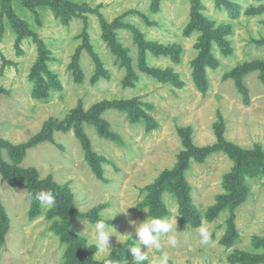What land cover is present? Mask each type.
Here are the masks:
<instances>
[{"label": "rangeland", "instance_id": "374dc122", "mask_svg": "<svg viewBox=\"0 0 264 264\" xmlns=\"http://www.w3.org/2000/svg\"><path fill=\"white\" fill-rule=\"evenodd\" d=\"M56 1L0 0V140L27 144L48 133L49 121H67L77 109L88 113L127 103L141 115L133 122L116 107L103 110L116 141L81 124L96 165L74 128L54 130L23 157L4 149L12 170L33 176L9 183L0 171L8 221L0 264H86V257L96 264H133L128 248L134 242L119 234L138 239L133 222L152 217L142 206L149 198L143 189L176 170L180 155L189 152L187 140L200 150L224 139L264 152L260 71L247 74L243 91L226 77L264 62V0H62L71 18L54 10ZM186 182L197 227L183 222L178 194L161 198L165 217L173 220V230L160 238L169 264H264V164L248 162L241 171L226 153L216 152L204 163L192 160ZM34 189L52 191L56 203L41 207ZM60 196L65 205L69 197L76 217L59 208ZM95 209V221L104 212L124 242L111 237L110 252L88 243ZM68 225L84 240L78 250L61 234ZM160 255L149 251V259Z\"/></svg>", "mask_w": 264, "mask_h": 264}, {"label": "trees", "instance_id": "16d2710c", "mask_svg": "<svg viewBox=\"0 0 264 264\" xmlns=\"http://www.w3.org/2000/svg\"><path fill=\"white\" fill-rule=\"evenodd\" d=\"M11 0H7L10 4ZM9 7V11H7V14L10 18L14 17V15L11 12V7ZM69 6L66 7V5L62 2V0H57L54 2V10L56 12H61L60 14H65L67 18H71L73 15V11L68 9ZM57 13V17L60 15ZM69 15V17H68ZM215 39L217 40L219 45H222V47L225 46V42L223 43L222 40H218L217 36H213L212 40ZM212 45H209L207 47V51H210V47ZM225 53H230V51H224ZM215 63V61H213ZM214 66L216 65L213 64ZM252 71H260V79L264 83V62H254L250 65H244L241 68H237L234 70L232 73L227 75V78H231L234 80L239 88L240 91L245 90V87L243 86V80ZM199 80V87L204 90L206 88V83L204 80L203 75H199L198 77ZM1 94V92H0ZM108 107H116L117 109L121 111H125L129 113V118L135 122L139 119L141 113L140 109L136 107L133 104H127V103H115L111 104L105 108ZM104 108V109H105ZM101 108L94 109L91 112H84L82 109H77L73 113H71L67 121L63 122H55V121H49L48 122V128H45L44 130H47V134H40L35 137H33L29 143L19 145V146H14L11 145L5 141L0 140V171L3 173L4 178L9 182V183H18V184H24L28 179H26L29 175H32L30 172H24L22 170H12L9 167L8 163H5L3 161V151L6 149L8 153L12 156H25L26 150L36 146L38 143L49 140L50 137L52 136V133L54 130H64L67 131L70 128H74L78 131V136L83 140L85 147L87 150H89V154L91 155V158L93 160V165H96L97 162H99V159H96V155L91 154L90 152V144L89 141L87 140L83 128L81 127V124L83 122H87L88 124H92L96 126L100 132V134L107 138L116 141L115 135L109 130V125L101 118V114L103 113V110ZM148 123H151L150 119H147ZM186 146L189 148L188 153H183L179 157V166L176 168L174 172H165L163 173L159 179L152 185L147 186L143 189L144 192L149 193V198L147 199V202L142 205L145 207H148L150 209V214L152 217H165L167 215L166 209L161 205V198L164 192H171L174 194H178L180 197V201H182L183 208H184V217H183V222L185 224H191L194 227H197L198 224L197 222H194L192 220V211H191V201H190V196H189V188L187 187V182H186V171L190 167V163L192 160H196L200 163H204L205 159L212 153L216 152H224L226 153L231 159L236 161L237 166L242 167L247 164L248 162H257V164H264V152L262 151L260 146H257L256 149L254 150H241L237 148L235 145L231 143H227L224 139L220 141L218 145L206 148V149H198L193 146L191 141L187 140ZM96 156V157H95ZM95 167V166H94ZM96 168V167H95ZM97 173L101 175V170L96 169ZM33 176V175H32ZM235 185L237 188L243 189V184L241 182H236ZM237 189V190H238ZM35 189L33 191V194L35 193ZM246 193L242 194V197L240 198V201L238 204H241L245 201L246 199ZM69 196V194H68ZM59 208L66 213L69 217H76V212L74 211L73 207L68 206L70 203L69 197L67 199V203L65 205L64 202V197L60 196L59 197ZM60 202H63L64 205ZM233 208H235L233 206ZM99 212L98 209H95L93 211V218L91 217V220L95 221V213ZM66 230V234L61 233L63 235V238L65 241L67 240L70 242V249L75 247V250H78V245L84 242L82 241L79 237L76 236V233L73 231L71 228V225H68L64 228V231ZM8 231V221L7 217L5 214V211L0 203V241H3V238L5 234ZM71 257H74L73 254ZM86 264H96L91 262L89 258H85Z\"/></svg>", "mask_w": 264, "mask_h": 264}, {"label": "clouds", "instance_id": "9594fccd", "mask_svg": "<svg viewBox=\"0 0 264 264\" xmlns=\"http://www.w3.org/2000/svg\"><path fill=\"white\" fill-rule=\"evenodd\" d=\"M32 196L41 207L50 208L56 203L55 195L50 190H40L32 194ZM145 211L147 212V209H145ZM114 217H112L111 220ZM108 219L109 218L104 212L98 214L96 221L92 224V232L88 237V243L94 244L98 252H105L106 249L110 252V238L113 236L116 237L118 242L124 244L123 240H120L116 235L117 232L112 224L109 225ZM133 227L135 228V235L138 238L136 241L132 239L130 234H119V236L130 237L134 242L133 245L128 248L134 258L133 264H143L144 261H149V264H169L170 256L167 252L162 251L160 238L173 230L172 218L149 216L146 221L139 223L138 225L133 222ZM200 231L205 233V229L203 227L200 228ZM169 243L175 245L176 241L169 238ZM141 245L147 246L148 251L142 252ZM153 248L160 251L161 255L159 257H152L149 259V251Z\"/></svg>", "mask_w": 264, "mask_h": 264}]
</instances>
